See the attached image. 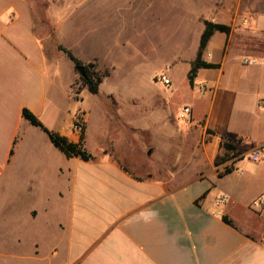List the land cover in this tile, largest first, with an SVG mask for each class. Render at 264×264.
I'll return each instance as SVG.
<instances>
[{"label": "crops", "instance_id": "1", "mask_svg": "<svg viewBox=\"0 0 264 264\" xmlns=\"http://www.w3.org/2000/svg\"><path fill=\"white\" fill-rule=\"evenodd\" d=\"M98 2L105 0H89ZM209 2L203 23L225 24L230 32H215L204 50L203 59L218 68L199 69L193 85L187 74L191 90L184 106L192 117L179 138L192 148L174 152L171 164L163 159L167 152L141 138L138 124L125 121L118 103L113 113L95 104L103 142L91 148L92 110L72 107L71 85L65 91L59 83L64 54L48 61L27 0H0V189L7 192L22 179L39 141L38 167L27 188L55 190L47 200L56 197L64 206L63 216H48L54 221L39 229L31 253L0 247V264H264V208H252L264 195V0ZM24 109L75 143L82 109L84 146L96 159L68 157L23 116ZM140 140L151 149L144 174L123 162L134 150L118 153L119 143L134 147ZM225 142L235 149L223 159ZM222 194L229 201L219 208L215 199Z\"/></svg>", "mask_w": 264, "mask_h": 264}, {"label": "rangeland", "instance_id": "2", "mask_svg": "<svg viewBox=\"0 0 264 264\" xmlns=\"http://www.w3.org/2000/svg\"><path fill=\"white\" fill-rule=\"evenodd\" d=\"M27 1L33 8L37 32L43 40L48 61L64 54L58 49V45L62 44L78 59H82L84 64H95L101 74L106 71L110 73L108 77H104L100 92L94 95L83 85L81 74L76 68L73 77L72 61L65 54L62 57V77L59 83L65 91H69L71 85V95L74 98L69 101L70 104L76 109L92 110L89 132L91 148L103 142L94 110L95 104L100 103L107 104L110 113L116 110L115 103H118L125 121L132 119L133 125L138 124L144 130L141 138L148 139L161 152H167L169 156L163 159L171 164L177 159L173 156L174 152L184 153L192 148L190 141L187 146L180 141L179 135L184 132L186 124L178 120V113L188 102L191 87L187 74L199 49L204 29L202 17H209L211 13L210 2L171 0L169 4L165 0H105L101 3H89V0ZM232 1L234 0H225L227 3ZM40 17H44L45 22ZM163 73L172 78L170 86L159 81L158 77ZM82 109L78 110L76 118H81L84 122ZM115 126V123H111L108 129L113 131ZM169 134H174L176 139H168ZM147 141L140 140L134 147L127 146V141L118 145L119 154L134 150L132 158H124L123 162L140 174L146 172V155L151 152V149H147ZM36 144L24 168L25 172L21 173L22 179L7 192L0 189V247L5 246L12 251L29 250L28 253H31L33 243L39 244V229L54 221L48 216H63L60 210L64 206L58 203L56 197L47 200L48 194L55 190L27 188L32 170L38 167L39 141ZM136 147L144 154H138ZM225 156L226 153L223 159ZM156 157L159 158L158 155ZM192 170V167L189 168L187 174ZM31 208L33 216L29 212ZM262 225V221L258 219L256 226Z\"/></svg>", "mask_w": 264, "mask_h": 264}, {"label": "trees", "instance_id": "3", "mask_svg": "<svg viewBox=\"0 0 264 264\" xmlns=\"http://www.w3.org/2000/svg\"><path fill=\"white\" fill-rule=\"evenodd\" d=\"M35 17V14H34ZM42 18V22H45L44 17ZM35 18V22H36ZM37 24V23H36ZM205 29L201 35L199 49L197 52V56L195 60L191 64V69L188 73V79L190 83L193 85L194 80L197 76V72L199 69H213L218 68L219 64L214 63H208L203 59L204 50L210 41L213 34L217 31L223 32V33H229L230 27L221 24V23H214L211 21H205ZM58 49L63 52L74 64L75 68L78 70L79 67H84V75L81 76V80L83 85L89 90L92 94H98L100 92V87L103 82L104 77H108L110 75L109 72H104L101 74L95 67V64L88 63L84 64L80 59H78L69 49L64 47L62 44L58 45ZM79 93V91H78ZM23 116L29 120V122L32 125L41 127L50 140L54 143L55 146H57L61 151H63L68 157H78L85 161H91L95 160L96 157L90 153L84 146V129H85V123L82 122V129H81V137L80 141L78 143L70 141L67 137L60 135L59 133L53 132L46 128L42 122L35 116L33 112H31L29 109H24ZM223 149H225V153L229 155L234 151V146L230 144L229 142H225L223 144ZM225 223L234 226L233 221L226 215L222 216Z\"/></svg>", "mask_w": 264, "mask_h": 264}, {"label": "built area", "instance_id": "4", "mask_svg": "<svg viewBox=\"0 0 264 264\" xmlns=\"http://www.w3.org/2000/svg\"><path fill=\"white\" fill-rule=\"evenodd\" d=\"M251 62L249 60H245V63ZM159 81L165 85V86H170L172 84V80L170 78L169 75L163 73L158 77ZM203 88V87H200ZM260 107L262 109H264V100H261L259 103ZM191 117H192V109L189 106H184L180 112L178 113V120L183 121V122H190L191 121ZM77 120L75 121V130L77 132H81L82 129V119L81 118H76ZM260 158L259 153H255L253 155V160L257 161ZM243 172H241L242 174ZM229 201V197L225 194H222L220 196H218L215 199V206L217 207H221L224 204H226ZM252 208L255 210H261L264 208V195L260 196L259 198H257L256 200L253 201L252 203ZM219 215H222L221 211H218Z\"/></svg>", "mask_w": 264, "mask_h": 264}, {"label": "water", "instance_id": "5", "mask_svg": "<svg viewBox=\"0 0 264 264\" xmlns=\"http://www.w3.org/2000/svg\"><path fill=\"white\" fill-rule=\"evenodd\" d=\"M78 70H79L81 76H83L85 74L84 73V67L83 66L79 67Z\"/></svg>", "mask_w": 264, "mask_h": 264}]
</instances>
